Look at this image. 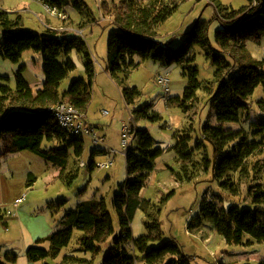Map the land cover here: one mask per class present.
<instances>
[{"label": "rangeland", "instance_id": "1", "mask_svg": "<svg viewBox=\"0 0 264 264\" xmlns=\"http://www.w3.org/2000/svg\"><path fill=\"white\" fill-rule=\"evenodd\" d=\"M218 1L233 8L249 4L248 0ZM85 2L89 6L87 13H81L71 6L65 7L69 12V18L65 20L69 22L66 27L72 24L76 30L62 31H67L68 36L83 37L96 64L92 100L85 119L88 124L95 126L97 136H104L105 140L96 143L93 136L84 135V153L80 160H76L71 153L66 178L59 177L58 167L30 150L0 157V216L3 217L0 220V264H103L104 256L114 246V239L122 229L113 199L129 178L126 155L121 148L124 124L149 130L154 139V147L163 149L162 155L156 159L155 169L140 191L143 207L137 209L132 220L133 236L149 234L146 223L152 222L156 217L162 238L150 246L173 239L191 257V264H258V260L264 259V241H257L254 245L255 240L245 235V244H230L212 228V222H204L201 228L194 231L189 230L188 222L199 212L206 199H213L220 207H228L235 201L242 208L256 207L252 202L251 190L259 191L264 187V138L256 135V128L250 123L264 118V111L259 106V101L264 99V87L258 86L250 97L251 114L245 116L241 124L224 123V129L244 127L246 139V142L236 139L229 143L225 152L240 151L249 154L243 171L228 173L227 178L237 188V195H234L222 188L219 180L214 179L210 161L209 166L206 164L207 160L214 161L215 153L214 146L205 138L202 130L206 125L217 126L220 123L217 111L210 101L216 87L211 83L214 81L216 66L207 58L205 50L197 45L192 53L195 56L194 64L199 70L198 79L203 85H209L210 89L199 88L196 99L188 104L187 112H184L178 102H167L170 97H183L189 85V77L183 67L177 63L166 65L151 59L132 70L125 81L127 87H136L141 91L137 102L129 105L123 96L122 86L105 69L109 35L116 26L110 16L104 15L100 7L101 0ZM112 3L109 0L108 4ZM0 8L7 10L11 19H18L22 29L36 33L49 28L46 21L53 23L54 27L65 22L50 15L44 4L38 1L0 0ZM215 12L216 6L211 0H182L178 10L159 26V39L172 47H180L187 33L199 20L200 23L209 22V37L212 46L216 48V32L221 24L215 18ZM81 26H85L83 32L80 31ZM3 43V29L0 25V85H9L16 90V74L25 65L22 74L26 81L35 91L43 88V53L26 50L19 62H13L2 56ZM247 48L254 58H264V40L261 43L248 40ZM70 57L76 68L62 81L61 92L67 91L74 79L87 77L84 58L76 50ZM59 61L64 62L65 57H60ZM161 75H168V88L159 82ZM148 103L155 104L153 109L160 113L161 120L135 118L134 109ZM185 135L189 136L185 149L192 155L184 168V159L175 150V146L179 137L182 145H186L183 139ZM253 140L259 143L257 149L247 153L246 143ZM138 143L137 139L133 144ZM45 144L51 146L56 142ZM111 149L118 151L114 155L112 166L104 169L96 166L91 170L90 163L93 160L96 163L108 160ZM82 161L85 166L80 165ZM30 173L37 177L32 186L28 185ZM176 174L182 179L178 180ZM22 196L24 201L17 208L13 206L14 201ZM93 198L105 199L115 227L114 234L101 245L98 254L81 249L80 238L83 232L75 228L70 243L59 254L29 260V247L50 249L51 234L65 226L63 221L66 212L77 208L80 202ZM8 209L15 211V216L9 215ZM125 247L130 253L140 256L134 250L132 242L126 243ZM166 262L165 260L159 264ZM138 264L147 263L139 259Z\"/></svg>", "mask_w": 264, "mask_h": 264}, {"label": "trees", "instance_id": "2", "mask_svg": "<svg viewBox=\"0 0 264 264\" xmlns=\"http://www.w3.org/2000/svg\"><path fill=\"white\" fill-rule=\"evenodd\" d=\"M46 1L60 7L71 6L81 13L89 10L85 0ZM101 1L100 7L104 15L110 16L116 26L109 35L105 69L122 86L123 96L129 105L137 102L141 91L136 87H127L125 81L132 70L151 59L166 65L177 63L183 67L189 77V85L183 97H170L167 102H178L184 112H187L188 104L193 103L197 97V90L210 89L209 85H203L199 81V70L194 64L195 56L192 53L197 45L205 50L207 58L216 66L214 81H211L216 87L210 101L217 111L220 123L217 126L206 125L202 130L205 138L214 146L216 157L215 162L207 160L206 164L209 166L210 163L214 179L221 182L222 188L237 195V188L227 176L230 171H243L249 154L240 151L225 152L229 143L236 139L246 142V139L244 127L224 129V123L241 124L243 118L251 114L250 97L258 86L264 87V58H254L247 48L248 40L260 43L264 40V0H248L249 4L240 8L211 0L216 6L215 18L221 24L216 32V48L212 46L209 37V22L200 23L199 20L187 33L180 47H172L159 39V26L178 10L182 0H111L112 5L108 4L109 0ZM0 25L4 36L2 56L19 62L26 50L42 52L45 74L43 88L36 91L22 74L25 65L16 74V90L9 85H0V156L30 150L58 167L59 177L66 178L71 153L76 160H80L85 141L82 135L72 133L60 125L54 107L59 102L66 101L75 105L86 116L96 76V64L87 42L83 37L68 36L67 31L59 32L52 28L42 33L22 29L20 21L11 19L9 12L3 8H0ZM74 50L84 58L87 77L74 79L69 89L61 92L62 81L76 68L70 57ZM63 56L65 61H59ZM263 100L259 101V106L264 111ZM154 106L155 104L148 103L134 109L135 118L161 120V115L153 109ZM250 124L256 128V135L264 138V118ZM188 137H183L186 145H182L179 137L175 146V150L184 159V168L192 155L185 149ZM137 139L139 143L133 144L126 156L129 178L113 199L121 233L115 237L114 246L104 256L103 264H138L139 259L147 264H159L165 260L166 264H191V257L173 239L150 246L162 238L156 217L152 222L146 223L149 234L133 236L132 220L137 209L143 207L140 191L155 169L156 159L163 153V149L154 147V139L149 130L136 127ZM45 142L56 144L48 146ZM246 144L247 153H252L259 143L253 140ZM89 167L94 170L95 160ZM177 179L182 177L178 175ZM36 180L37 177L30 173L28 185L32 186ZM251 193L252 202L256 205L254 209L242 208L236 201L228 207H220L213 199L204 200L199 212L188 222L189 230H198L204 222L209 221L213 223L212 228L230 244H245V235L263 242L264 187L259 191L251 190ZM2 219L1 215L0 220ZM63 223V228L51 234L50 249L39 246L28 248L29 260L59 254L70 243L75 228L83 232L80 238L81 249L93 254H98L101 245L115 232L113 217L104 198L80 202L77 208L66 212ZM129 242L133 243L134 250L140 256L130 253L125 247ZM259 264H264V260Z\"/></svg>", "mask_w": 264, "mask_h": 264}, {"label": "built area", "instance_id": "3", "mask_svg": "<svg viewBox=\"0 0 264 264\" xmlns=\"http://www.w3.org/2000/svg\"><path fill=\"white\" fill-rule=\"evenodd\" d=\"M32 1L42 2L44 4V8L52 16L58 17L62 20H67L69 18V12L65 7H60L58 5L50 4L46 0H32ZM80 31L83 32L82 30ZM159 82L163 84V86L168 88L169 85L168 75H161L159 77ZM54 111L58 122L63 128L78 135L93 136V139L96 143L105 140L104 136H100V137L97 136L96 134L97 129L95 128V126H92L87 123L85 119L86 116L83 113H81V111L75 105L66 101H62L59 102L54 107ZM135 140H136V127L134 125L132 126V125L124 124L123 143L121 148H122V152L126 156L128 155V152L133 146ZM117 152L118 151L116 149H111V151H109L108 160L96 163V166L102 169L111 167L114 162V155ZM80 165L85 166V163L82 161ZM23 201H24V196L18 197L14 201L13 206L17 208ZM7 213L11 216H15L16 214V212L11 209H8Z\"/></svg>", "mask_w": 264, "mask_h": 264}, {"label": "crops", "instance_id": "4", "mask_svg": "<svg viewBox=\"0 0 264 264\" xmlns=\"http://www.w3.org/2000/svg\"><path fill=\"white\" fill-rule=\"evenodd\" d=\"M65 21V20H64ZM69 22H67V21H65V22H63V25H61V26H59V27H54L53 26V23H51L50 21H46V25H47V27H49V28H52V29H55V30H58V31H62V30H64V29H67V31H71V30H76V29H74V26L71 24V26L70 27H66L67 26V24H68ZM50 25V26H49ZM85 28V26H81V30L83 31V29ZM156 106H154V108H155ZM104 151V150H103ZM14 153H16V152H14ZM0 157H8V155H1ZM257 243V241H255V243H254V245ZM262 260H264V259H262ZM260 261L261 260H258V264L260 263Z\"/></svg>", "mask_w": 264, "mask_h": 264}, {"label": "water", "instance_id": "5", "mask_svg": "<svg viewBox=\"0 0 264 264\" xmlns=\"http://www.w3.org/2000/svg\"><path fill=\"white\" fill-rule=\"evenodd\" d=\"M215 160H216V157L214 158V162H215Z\"/></svg>", "mask_w": 264, "mask_h": 264}]
</instances>
